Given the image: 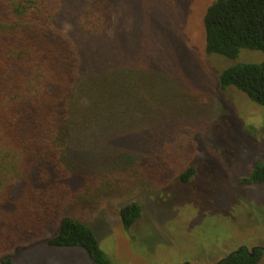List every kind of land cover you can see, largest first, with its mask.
Listing matches in <instances>:
<instances>
[{
    "label": "trees",
    "instance_id": "1",
    "mask_svg": "<svg viewBox=\"0 0 264 264\" xmlns=\"http://www.w3.org/2000/svg\"><path fill=\"white\" fill-rule=\"evenodd\" d=\"M62 2L0 0V264H14L16 248L40 241L79 247L94 264H112L93 229L72 209L81 203L92 210L122 190H162L177 181L186 183L196 172L190 163L191 137L177 131L172 141L146 157L79 179L76 174L81 171L69 154V138L79 124L74 119L75 101L83 79L89 90L85 89L95 96L84 109L83 121L115 125L112 131L117 133L122 130L115 122L124 123L132 112L144 111L131 106V96L138 90L145 89L153 98L174 91L156 79L161 78L157 69L149 66L145 72L137 67V48L117 29L118 2H79L78 23L85 35L81 41L55 23ZM201 23L206 54L229 59L237 58L242 49L263 54L259 61H237L225 67L216 83L220 89L235 87L264 107V0H212ZM86 60L93 65L90 69L84 66ZM119 94L121 101L116 98ZM240 181L263 183L264 161L254 164ZM141 212L136 200L118 209L124 230L134 225ZM52 223L57 229L53 235ZM235 250L214 264H264V248Z\"/></svg>",
    "mask_w": 264,
    "mask_h": 264
},
{
    "label": "rangeland",
    "instance_id": "2",
    "mask_svg": "<svg viewBox=\"0 0 264 264\" xmlns=\"http://www.w3.org/2000/svg\"><path fill=\"white\" fill-rule=\"evenodd\" d=\"M80 1L63 0L55 22L79 41L85 39L78 23ZM211 1L115 0L121 7L116 10L117 29L137 48V67L157 69L161 78L156 79L174 91L153 98L138 90L131 106L144 111L115 122L122 131L83 121L84 109L95 96L86 90V79L79 86L74 118L79 124L70 135L69 154L81 180L146 157L172 141L177 131L192 140L190 163L196 172L188 182L177 181L162 190H122L92 210L81 203L72 209L93 229L112 264H214L240 246L264 248V182L240 181L264 161V107L237 88L220 89L216 83L225 67L259 61L263 54L242 49L229 59L204 52L201 17ZM84 66L93 65L86 60ZM146 75L144 87L149 84ZM122 96L116 98L121 101ZM132 200L140 203L142 212L126 231L118 209ZM49 229L52 235L57 232L55 223ZM12 257L14 264H94L79 247H54L45 241L18 247Z\"/></svg>",
    "mask_w": 264,
    "mask_h": 264
},
{
    "label": "flooded vegetation",
    "instance_id": "3",
    "mask_svg": "<svg viewBox=\"0 0 264 264\" xmlns=\"http://www.w3.org/2000/svg\"><path fill=\"white\" fill-rule=\"evenodd\" d=\"M251 249H252V248H251ZM251 249H250V250H251ZM233 251H235V250H233ZM233 251H231V252H233ZM231 252H229V253H231ZM229 253H227V254H229ZM223 257H224V256H223ZM221 258H222V257H220L219 259H221ZM219 259H218V260H219ZM184 264H188V263L186 262V263H184Z\"/></svg>",
    "mask_w": 264,
    "mask_h": 264
},
{
    "label": "water",
    "instance_id": "4",
    "mask_svg": "<svg viewBox=\"0 0 264 264\" xmlns=\"http://www.w3.org/2000/svg\"><path fill=\"white\" fill-rule=\"evenodd\" d=\"M251 250H253V248H252ZM235 251H236V250H235Z\"/></svg>",
    "mask_w": 264,
    "mask_h": 264
}]
</instances>
